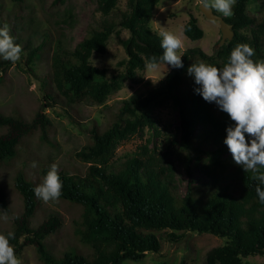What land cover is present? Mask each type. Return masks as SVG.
I'll use <instances>...</instances> for the list:
<instances>
[{
    "label": "trees",
    "instance_id": "1",
    "mask_svg": "<svg viewBox=\"0 0 264 264\" xmlns=\"http://www.w3.org/2000/svg\"><path fill=\"white\" fill-rule=\"evenodd\" d=\"M160 1L128 0L127 9L121 10L119 0H96L100 19L87 28L73 49L58 42L53 55V81L67 103L104 104L127 82L142 81L140 72L146 69L145 61L152 56L159 60L163 54L161 37L151 24ZM258 1L236 0L234 14L224 16L232 25L234 36L213 54L200 47L185 50L183 68H171L146 94L123 99L105 129L94 125L91 143L76 152L79 160L89 163L83 175L59 171L63 182L59 200L80 207L76 232L90 249V255H85L77 245L67 246L62 256L48 248L46 239L61 228L62 220L51 214L38 226H31L39 204L34 193L36 182L23 171L18 172L14 187L22 196L23 211L14 218L10 231L15 234L10 241L15 255L34 246L44 264H124L128 260H143L148 252L158 253L162 235L177 242L189 232L225 239L224 244L206 252L204 264H253L248 257L264 255V204L255 191L259 182L253 179V173H246L234 162L224 144L226 128L233 124L230 117L195 92L199 86L187 73L192 63L200 61L222 68L240 43L255 49L254 60H264V16L257 17L248 10L250 4ZM123 30L129 33L128 37H121ZM183 31L191 40L204 36L194 14H190ZM113 35L126 57L110 72L92 59L94 54L107 53ZM42 46L40 43L29 50V68L40 59ZM6 69V63L0 62V72ZM3 78L4 73L0 82ZM47 97L53 100L54 94ZM170 103L180 120L178 146L172 158L150 149L147 139L146 144L114 165L112 158L120 143L145 128L159 132L155 110ZM49 124L43 109L31 121L0 113V128L4 130L0 133V161L17 156L24 138L33 133L48 140ZM176 163L184 164L190 176L194 167L201 173L196 181L191 177L184 194L176 184ZM49 169H43L44 176ZM0 205L7 209V195L1 186ZM178 264L189 262L182 258Z\"/></svg>",
    "mask_w": 264,
    "mask_h": 264
},
{
    "label": "rangeland",
    "instance_id": "2",
    "mask_svg": "<svg viewBox=\"0 0 264 264\" xmlns=\"http://www.w3.org/2000/svg\"><path fill=\"white\" fill-rule=\"evenodd\" d=\"M127 1L119 0V9L126 10ZM202 3L204 0H161L154 10L152 27L158 33L169 31L178 35L183 43L180 49L182 54L192 47H200L207 54H213L219 48L217 44L221 39L220 23L204 15L200 9ZM248 10L257 17L264 16V0L250 4ZM214 12L223 16L216 10ZM190 14L198 18V23L204 30L201 39L191 40L184 34L183 27ZM100 17L96 0H0V27L8 23L11 34L16 38L15 42L23 46L21 59L15 64L0 58V62L7 65V69L3 71L4 78L0 82V113L31 121L36 112L43 109L50 119L48 140L42 139L38 132L33 133L24 138L17 156L8 161H0V186L7 195V209L0 205V234L7 235L13 228L14 218L23 211L22 196L14 187L18 172L23 171L27 177L34 179L36 186L42 182L43 169L50 168L54 162L58 164L59 171L83 175L89 163L79 160L76 152L91 143L93 126H98L100 130L105 129L123 99L133 94H146L157 86L172 68L171 65L164 66L161 63L158 69L141 71L142 81L127 82L121 90L110 95L104 104L88 101L67 103L53 81L52 61L57 43L73 49L85 36L87 28ZM128 35L126 30L121 33L122 38ZM43 40L46 41L42 42ZM40 43H43L42 55L29 68V50ZM125 57L124 48L117 36L113 35L107 53L94 54L92 60L96 65L106 66L112 72ZM146 78L158 82L154 84L151 79ZM49 93L54 94L55 100L47 97ZM155 117L159 132L145 128L120 143L112 158L114 165L117 166L141 145L146 144L147 139H150V149H156L160 156L172 158L178 146V111L170 103L157 108ZM3 132L0 128V133ZM33 161L37 164L35 168L31 166ZM200 176V171L195 167L192 168L190 176L184 164L176 163L175 179L181 194L185 193L191 177L196 181ZM5 213L7 221L2 218ZM51 214L61 218L62 226L46 239L48 248L56 256H62L67 246L77 245L85 255H90V249L83 245L76 232V221L81 215L80 207L62 200L44 203L39 199L31 226H38ZM161 241L162 247L158 253L148 252L143 260H128L124 264H178L182 258H186L189 264H204L206 252L225 243V239L213 234L195 232L186 233L185 237L177 242L168 241L162 235ZM16 257L19 264H44L39 260L34 246L25 247ZM247 260L253 264H264V255L250 256Z\"/></svg>",
    "mask_w": 264,
    "mask_h": 264
},
{
    "label": "clouds",
    "instance_id": "3",
    "mask_svg": "<svg viewBox=\"0 0 264 264\" xmlns=\"http://www.w3.org/2000/svg\"><path fill=\"white\" fill-rule=\"evenodd\" d=\"M236 0H204V7L214 9L225 17L232 16ZM162 56H152L145 61L147 71L158 69L161 63L172 68H183V47L181 38L169 31H160ZM10 26L0 27V58L15 64L21 59L23 46L16 43ZM255 49L247 43L238 44L222 68L200 61L192 63L187 73L194 77L199 87L195 92L208 103H215L227 113L233 124L226 128L224 144L232 154L234 162L243 170L253 173L257 180L255 191L259 202L264 204V60H254ZM0 75H3L0 72ZM151 79V78H146ZM153 83L154 81L151 79ZM33 168L37 167L33 161ZM63 182L59 166L52 163L42 182L34 188L36 197L44 203L58 202L62 196ZM7 221V214L2 217ZM15 239L12 232L0 234V264H19L15 249L10 241Z\"/></svg>",
    "mask_w": 264,
    "mask_h": 264
},
{
    "label": "water",
    "instance_id": "4",
    "mask_svg": "<svg viewBox=\"0 0 264 264\" xmlns=\"http://www.w3.org/2000/svg\"><path fill=\"white\" fill-rule=\"evenodd\" d=\"M200 9L204 13V15L209 18V19H214L219 21L220 23V29H221V39L217 46H222L227 42V40H230L234 36V31L232 29V25L228 23L225 19L224 16L217 14L214 12L213 9L210 8H205L204 3L200 5Z\"/></svg>",
    "mask_w": 264,
    "mask_h": 264
}]
</instances>
